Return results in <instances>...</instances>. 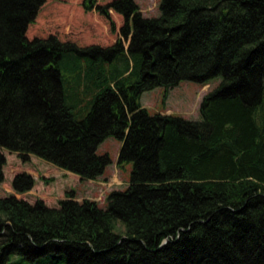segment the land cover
I'll return each mask as SVG.
<instances>
[{
  "label": "trees",
  "instance_id": "trees-1",
  "mask_svg": "<svg viewBox=\"0 0 264 264\" xmlns=\"http://www.w3.org/2000/svg\"><path fill=\"white\" fill-rule=\"evenodd\" d=\"M45 2L0 0V184L1 149L94 179L113 136L117 166L131 168L104 205L0 196V264H264V0H161L152 17L134 0H82L112 31L110 10L122 15L106 46L29 38ZM216 77L199 120L140 104ZM33 184L22 172L12 188Z\"/></svg>",
  "mask_w": 264,
  "mask_h": 264
},
{
  "label": "rangeland",
  "instance_id": "rangeland-1",
  "mask_svg": "<svg viewBox=\"0 0 264 264\" xmlns=\"http://www.w3.org/2000/svg\"><path fill=\"white\" fill-rule=\"evenodd\" d=\"M105 4L110 0H97ZM140 12L147 17L158 16L161 0H134ZM82 0H46L41 6L27 36H47L55 34L59 39L70 40L85 46L89 44L109 45L118 38L122 15L110 10V21L114 23L111 30L109 21L95 10L85 11ZM72 64H62L61 72L64 83L71 80ZM220 81V77L210 79L205 83L182 80L168 90L156 87L145 91L140 97V104L150 114L162 113L199 120V105L203 95L212 90ZM121 142L113 136L106 137L97 147V153H107L111 163L102 175L93 180H84L75 173L64 170L35 155L22 161L16 154L5 153V165L2 168L3 182L0 184V196L10 194L18 198L34 202L41 199L52 206L70 191L76 199L90 198L103 205L107 194L116 189H124L128 180L131 163L119 168L116 164L117 153ZM29 173L34 184L24 193H17L12 188V180L17 173Z\"/></svg>",
  "mask_w": 264,
  "mask_h": 264
},
{
  "label": "bare ground",
  "instance_id": "bare-ground-1",
  "mask_svg": "<svg viewBox=\"0 0 264 264\" xmlns=\"http://www.w3.org/2000/svg\"><path fill=\"white\" fill-rule=\"evenodd\" d=\"M96 1V3L95 4H100L97 0H95ZM111 23L114 25V23L112 22V20H111ZM120 28V27H119ZM126 43H127V40H125L124 41V47H125V45H126ZM78 46H81V45H79V44H77ZM101 143V142H100ZM99 143V144H100ZM98 144V145H99ZM98 147V146H97ZM2 150V153H3V155H4V157H5V153H6V151H8V150H6V149H1ZM3 150H6V151H3ZM12 153V154H16L15 152H11V151H8V153ZM96 152H97V149H96ZM17 155V154H16ZM32 155V154H31ZM30 156V155H29ZM19 158V157H18ZM19 159H21V158H19ZM22 160V159H21ZM23 161V160H22ZM5 165V164H4ZM3 165V166H4ZM2 173H3V171H2ZM22 173V172H21ZM26 173V172H25ZM78 175V174H77ZM79 176V175H78ZM95 179V178H94ZM84 180H93V179H84ZM13 181V180H12ZM2 182H3V180H2ZM1 182V183H2ZM27 192V191H26ZM18 193V192H17ZM10 195H14V194H10ZM7 196V195H6ZM16 196V195H15ZM17 197V196H16ZM64 198H65V196H64ZM71 198H73L74 200H76V201H81V200H83V199H89V200H93V199H90V198H83V199H76L73 195L71 196ZM63 199V198H62ZM93 201H95V200H93ZM29 202V201H28ZM30 203H33V202H30ZM46 204V203H45ZM48 205V204H47ZM103 205H104V203H103ZM48 206H50V205H48ZM52 206H58V204L57 205H52Z\"/></svg>",
  "mask_w": 264,
  "mask_h": 264
}]
</instances>
